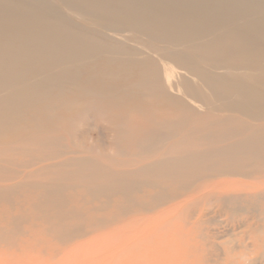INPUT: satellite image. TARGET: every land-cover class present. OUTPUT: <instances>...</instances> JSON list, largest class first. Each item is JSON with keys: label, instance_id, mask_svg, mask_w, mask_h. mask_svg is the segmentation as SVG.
<instances>
[{"label": "bare ground", "instance_id": "6f19581e", "mask_svg": "<svg viewBox=\"0 0 264 264\" xmlns=\"http://www.w3.org/2000/svg\"><path fill=\"white\" fill-rule=\"evenodd\" d=\"M57 1L99 28L0 0V205L17 207L0 213V247H18L1 249L0 264H198L186 250L211 210L251 228L245 206L264 207V1ZM242 72L261 73V88ZM148 100L160 119L137 124L133 106ZM116 104L131 111L119 117ZM97 113L134 157L88 153ZM75 141L87 151L74 152ZM253 238L264 252V226Z\"/></svg>", "mask_w": 264, "mask_h": 264}, {"label": "rangeland", "instance_id": "374dc122", "mask_svg": "<svg viewBox=\"0 0 264 264\" xmlns=\"http://www.w3.org/2000/svg\"><path fill=\"white\" fill-rule=\"evenodd\" d=\"M21 1L24 3H28L29 6H32L34 9H37L45 13L53 12L55 14L59 13L62 15L65 13L66 16H69V18H71L70 20L67 19V21L77 26L81 25L92 29H98L100 26L99 23L92 22L88 16L76 15L75 13L67 10L57 0H21ZM176 1H187V0H176ZM163 3L168 5L171 2L170 0H164ZM164 4L162 5L164 6ZM99 31L101 30L99 29ZM125 35L127 36V34ZM117 37H119V34L116 36V38ZM130 40L131 39L127 40L129 41L130 45L134 44L135 42L139 43L141 41V40H134L135 42L131 43ZM184 54L186 53H183V55ZM188 59L189 58H187V60ZM202 59L204 62L206 61V59L204 58ZM203 61H198L197 66L199 69L202 68V72H208L209 68L208 66L205 65ZM191 62L194 63L195 65L197 64L196 60L191 59ZM222 63L227 64V65H222L227 68L228 66H232L234 64V62L232 63L227 59L220 62V64ZM114 70L117 71L118 68L114 66ZM219 74H225V70L219 67ZM239 74L241 81L243 83H246L247 86H250L254 90H258L261 88L260 83L263 80V77L262 78L259 77L261 73L242 72V73H238L237 76H239ZM217 90L218 91L221 90L225 92V89H223L222 86L220 87V89ZM64 94L66 95L67 92H64ZM70 95L71 94H67V98H71ZM208 96L209 93L205 92L204 93L205 101H207ZM115 108L118 109L116 113L118 114L119 117L124 116L126 113H129L131 111L130 107L128 106L120 107V104H116ZM161 109L162 108L158 100H151V101L148 100L144 103L137 102L135 106H133L132 116L136 120L137 124L143 123L141 125H146L145 119L147 116L142 117V115L150 114L151 118L159 120L160 119L159 114ZM220 114L228 115L226 112H220ZM97 115L98 116L93 118L96 125L94 124L95 126H91V127L88 126V128H85V131L87 130V133L85 135V140H83V142L86 143L87 146H89L88 153L98 158H108L117 162H125L127 159L134 157L132 141L130 139L128 140V138H125V136H122L118 132L117 126L114 123H112L111 121L108 122L106 119L105 120L102 119L99 113H97ZM233 115H238V114H232V116ZM70 118H68L69 121ZM83 118L87 119V116ZM89 120L91 119L89 118ZM146 121H148V119ZM78 131H79V126H75L71 130V132L73 133H77ZM77 141L69 143L73 151L74 152L87 151L84 148H82L77 143ZM31 170L32 168L27 171H31ZM117 201H118L117 198L111 199L110 201L111 207L105 211V215L111 214L110 212L114 210ZM98 204L99 202H94L93 205L96 206ZM9 207L10 206L7 205H0V213H2L1 211L8 210ZM245 207L247 208L248 213H250L251 216H252L251 209L255 210L253 211V214L257 220L256 219L252 220V222L250 223V225H252L251 228H247L241 224L238 225L236 222L242 224L243 222L241 221V217L238 216L237 214L228 218L227 214L230 213L229 209L227 208L224 210L213 209L211 210L212 212L208 214V216L205 218V220H202L203 222L199 225L200 226L199 229L193 230V232L191 233L190 239L192 241V244L195 246V249H187L186 253L189 254L190 256H193L198 264H254V263L264 264L263 249L258 247L261 246L260 239L256 241L255 238H253L254 229L256 227L260 228L264 226L263 223L264 219H261V221L258 220L260 214L261 213L264 214V207H259L258 204L256 203L247 205ZM16 209L17 207L13 205V208H10L9 212L15 215L17 213ZM205 209H208V207H206ZM231 221L233 224H231ZM226 224H231V226L225 227L224 225ZM31 225L32 224H29L27 226L26 224H24L22 225V227L27 228V227H31ZM90 236L92 237V235L89 234L84 238L76 239L72 241L73 242L72 245L78 242L86 241L89 238H91ZM252 239H254L256 247L253 246ZM47 240L48 239H46L45 241ZM19 241L20 242L26 241L27 247L31 250L34 249V251L44 250V252H47V251H51L53 247L51 245L50 246L46 245V242L38 245L37 242H32L28 237H20ZM17 243L18 241L16 240V244ZM69 245H71V242L69 244L64 245L63 247L59 246L58 248L64 250L66 249V247H69ZM187 247L188 246H186L185 248ZM16 248L18 249V247ZM16 248L1 246L0 250L2 249L3 251L14 253ZM48 257L49 256L45 254V258L47 259ZM98 257L101 258L100 256Z\"/></svg>", "mask_w": 264, "mask_h": 264}]
</instances>
